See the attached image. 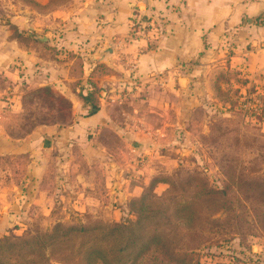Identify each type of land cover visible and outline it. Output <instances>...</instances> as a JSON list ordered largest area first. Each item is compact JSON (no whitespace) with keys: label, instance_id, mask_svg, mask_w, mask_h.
Segmentation results:
<instances>
[{"label":"rangeland","instance_id":"obj_1","mask_svg":"<svg viewBox=\"0 0 264 264\" xmlns=\"http://www.w3.org/2000/svg\"><path fill=\"white\" fill-rule=\"evenodd\" d=\"M68 1L0 0V246L13 242V248L18 249L16 255L11 250L13 258L5 253L0 256L13 264H86L82 250L93 244L97 247L98 241L110 264H130L142 246L149 250L135 264L167 260L169 255L164 257L162 248L172 253L178 264H264V88L246 86L245 79L234 74L222 76L223 86L216 83L218 88L210 89L212 109L202 108L209 115L207 122L184 119L174 162L160 164L158 173L146 184L137 170H123L118 174L127 181L117 179L120 184L109 195L110 187L99 182L100 166L85 163L82 169L92 172L85 176L89 181L84 186L66 187L65 175L60 174L67 165L59 166L62 154L50 150L52 138L41 132L35 135L39 140L36 160L46 164L30 179L28 152L18 155L12 152L13 145H23L21 140L40 126L66 127L74 114H92L98 110L99 91L109 95L108 89L87 87L91 84L80 71L82 57L57 46L49 58L67 66L64 75L70 79L69 85L63 93L51 85L32 87L37 81L30 72L29 41L37 33L31 26L38 22V34L47 33L43 16L50 10L60 11ZM16 44L25 54L16 53ZM58 52L61 56L52 55ZM37 54L47 58L43 51ZM192 91L190 87L182 93L186 107H190ZM64 93L72 101L64 98ZM120 93L124 95L125 89ZM125 105H119L121 112ZM106 109L109 112L110 107ZM191 109L182 115L188 117L194 111ZM128 111L132 112V106ZM196 113L201 118L203 111ZM185 130L195 138H185ZM85 139L95 141L93 133ZM71 155L75 158L76 152ZM135 156L138 164L143 157ZM166 159L171 161L170 154ZM154 179L159 182L151 186ZM127 184L139 187L140 195L129 198L131 192L123 191ZM84 194L93 199L92 209L83 206L85 203L81 206L80 201L75 207L65 200L74 196V201ZM141 197L145 198L143 204ZM181 205L188 208L181 210ZM57 227L62 231L83 227L92 232L67 237L56 234L58 239L53 241ZM107 230L114 232L102 240L100 232ZM157 235L161 242L153 240ZM25 242H30L33 253L23 257ZM125 244L130 245L127 252L117 253Z\"/></svg>","mask_w":264,"mask_h":264},{"label":"crops","instance_id":"obj_2","mask_svg":"<svg viewBox=\"0 0 264 264\" xmlns=\"http://www.w3.org/2000/svg\"><path fill=\"white\" fill-rule=\"evenodd\" d=\"M59 10L43 16L47 33L38 34V22L31 26L37 34L29 41L28 57L33 61L30 72L38 82L32 87L51 85L63 93L69 85L70 79L64 75L67 66L49 58L57 46L82 57L80 71L91 84L87 87L108 89L109 95L99 91L102 98L98 97V110L92 114L76 113L66 127L40 126L21 140L25 145H13L12 152L18 155L28 152L30 179L46 164L36 160L39 140L35 135L41 132L52 138L50 150L62 154L58 164L67 165L60 174L65 175L66 187L84 186L89 181L85 176L92 172L82 169L85 163L100 166L99 182L110 187L109 195L120 184L117 179L123 180L118 174L123 170H137L146 184L160 164L174 162L184 119L207 122L209 115L202 108L212 109L210 89L223 86L222 76L234 74L244 78L246 86L264 88V0H69ZM138 15L154 19L155 28L135 37L131 23ZM16 46L17 54H25ZM37 51L45 52L47 58L43 60ZM56 53L52 55L61 56ZM190 87L193 95L186 107L182 93ZM123 89L124 95L120 93ZM64 98L71 100L66 93ZM122 102L126 103L124 112L119 107ZM131 106L132 112L128 111ZM189 108L194 111L183 116ZM197 111H203L201 118ZM90 133L94 142L85 139ZM183 136L195 138L186 130ZM72 152H76L75 158ZM136 154L143 157L138 164ZM169 154L171 161L166 159ZM138 190L132 184L123 189L131 192L129 198L137 197ZM73 198L65 200L75 207L80 201L81 206L85 203L83 206L92 209L90 195Z\"/></svg>","mask_w":264,"mask_h":264},{"label":"trees","instance_id":"obj_3","mask_svg":"<svg viewBox=\"0 0 264 264\" xmlns=\"http://www.w3.org/2000/svg\"><path fill=\"white\" fill-rule=\"evenodd\" d=\"M85 99H86V96H83V100H85ZM158 182H159L158 180L154 179L152 181V183H151V186H155L156 183H158ZM144 200H145V198L144 197H141L140 203L143 204L144 203ZM181 206H179V207H181ZM145 208L142 207V209H145ZM182 208L183 209H181V210H184V209L186 210L188 208V206L187 205H183ZM178 212H180V210ZM53 232H55V233H52V236L54 237L53 238V241H56L58 239V237L56 236V234H64L62 236H65L66 235V237H67L69 234H73V235L74 234H76V235H79L80 234V235H83V234L91 233L92 230L91 229H86V228H83V227H68V228H66L65 231H62V229H60L59 227H57L56 229H54ZM111 232H114V231L113 230L101 231L100 233H102V236H101L102 240H104V238L106 236H109V234ZM161 238L162 237H160V236L157 235V236H154L153 237V240L155 239V240L160 241ZM5 241L7 242V238H6ZM97 242H95L97 244V247H95L96 245L93 244L90 247L91 249H89V250H82V252H84V258H86V261H85L86 264H94L96 262H100L101 264H110L109 259L106 257V252H104V253L102 252L101 245L99 243H97ZM160 242H159L158 246L160 245ZM129 246H130L129 244H125L124 246H122L121 248L118 249L117 253H125V252H127V250L129 249ZM13 247H14V243L13 242H10V243L7 242L6 245H1L0 246V254H3V253L10 254L9 255V258H13V256H11V253H10L11 250L13 251L12 253L15 252L14 255H16L18 253V249L13 248ZM21 247L24 248V250H23V257H26L27 255L33 253V249L30 246V242H25L24 245L21 246ZM159 248H160V246H159ZM162 249L163 250L161 251V254L164 257H165V255H169V256H168V258H166L167 260H164L160 256H158V257L161 258V260H159V258H157V259L155 258L156 259V264H164V262H166L167 264H172V263L173 264H178L179 263V261H177L176 258L171 257L172 256V253H169L164 248H162ZM148 250H149L148 247H143L142 246V248L136 254V256L134 257V259L133 258L131 259L130 264H135L136 263V260L139 259V258H141V257H143V255H145V253H147ZM6 260L0 256V264H13L11 262H8V260L7 261ZM125 262H127V260H125ZM180 263L181 264H184L182 262H180ZM14 264H15V262H14ZM27 264H33V261H28Z\"/></svg>","mask_w":264,"mask_h":264},{"label":"built area","instance_id":"obj_4","mask_svg":"<svg viewBox=\"0 0 264 264\" xmlns=\"http://www.w3.org/2000/svg\"><path fill=\"white\" fill-rule=\"evenodd\" d=\"M143 1V0H142ZM145 1V0H144ZM138 18L131 23V34L132 36L139 37L148 33L149 30L155 28L154 19L152 18H141V15L137 16Z\"/></svg>","mask_w":264,"mask_h":264}]
</instances>
